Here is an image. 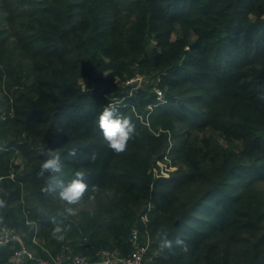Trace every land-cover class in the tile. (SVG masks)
<instances>
[{"label":"trees","instance_id":"trees-1","mask_svg":"<svg viewBox=\"0 0 264 264\" xmlns=\"http://www.w3.org/2000/svg\"><path fill=\"white\" fill-rule=\"evenodd\" d=\"M109 103L135 125L120 154ZM47 148L64 166L39 177ZM0 179V232L35 256L128 257L137 227L148 264H264V0H0Z\"/></svg>","mask_w":264,"mask_h":264},{"label":"clouds","instance_id":"clouds-1","mask_svg":"<svg viewBox=\"0 0 264 264\" xmlns=\"http://www.w3.org/2000/svg\"><path fill=\"white\" fill-rule=\"evenodd\" d=\"M118 108L115 104L109 103L103 107V111L99 113L96 119V126L99 128L107 147L110 148L117 154L123 153L128 146L129 140L135 134V125L128 118L121 117L118 114ZM75 155L73 151L70 153ZM42 155L45 157L44 161L40 165L39 172L37 175L43 177L46 173H60L63 168L61 156L56 150L47 148ZM92 159H95L93 154ZM54 190V189H45ZM92 192L97 190L96 186L93 185L91 188ZM89 191V184L86 182V175L83 171H76L74 178L66 185L63 182L59 185V198L64 201L67 205L72 206L78 204L85 194ZM5 206L4 200H0V208ZM65 212L68 214H74L72 207H67ZM58 216L64 217V212L57 213ZM66 218V217H65ZM70 230V225L54 227L52 235L57 240H63L64 234ZM164 246L170 247L171 243L167 240L164 241Z\"/></svg>","mask_w":264,"mask_h":264},{"label":"built area","instance_id":"built-area-1","mask_svg":"<svg viewBox=\"0 0 264 264\" xmlns=\"http://www.w3.org/2000/svg\"><path fill=\"white\" fill-rule=\"evenodd\" d=\"M143 79V76H137L132 80L141 82ZM158 93L161 94V91H158ZM139 236V229L137 227L133 228L131 232V241L134 249L128 257L121 258L115 252L103 251L104 258L100 263L114 264L121 262L123 264H148L147 251L149 245L148 243H142L139 240ZM14 241L19 242L20 245L12 256L13 264H25L26 262L28 264H94L85 256L76 254L66 255L64 253H59L56 255L50 254V256L45 257L35 256V253L26 245L21 234L8 227H3L0 232V245L10 244Z\"/></svg>","mask_w":264,"mask_h":264},{"label":"rangeland","instance_id":"rangeland-1","mask_svg":"<svg viewBox=\"0 0 264 264\" xmlns=\"http://www.w3.org/2000/svg\"><path fill=\"white\" fill-rule=\"evenodd\" d=\"M159 96H162V95L159 94ZM176 168H177V166L173 163L171 155L168 154L164 160H161L158 162V167L155 168V172H159L160 174H162L164 176H168L172 171L176 170ZM146 243H148V245L150 247L149 241H147ZM149 247H148V249H149ZM153 252L155 253L156 250H154Z\"/></svg>","mask_w":264,"mask_h":264},{"label":"crops","instance_id":"crops-1","mask_svg":"<svg viewBox=\"0 0 264 264\" xmlns=\"http://www.w3.org/2000/svg\"><path fill=\"white\" fill-rule=\"evenodd\" d=\"M118 264V263H117ZM121 264H123V263H121Z\"/></svg>","mask_w":264,"mask_h":264}]
</instances>
